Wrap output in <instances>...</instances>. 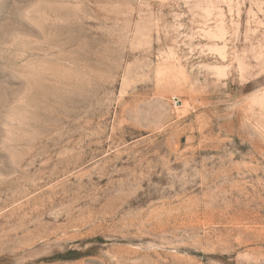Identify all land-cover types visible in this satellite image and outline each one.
Segmentation results:
<instances>
[{
  "label": "rangeland",
  "instance_id": "obj_1",
  "mask_svg": "<svg viewBox=\"0 0 264 264\" xmlns=\"http://www.w3.org/2000/svg\"><path fill=\"white\" fill-rule=\"evenodd\" d=\"M0 264H264V0H0Z\"/></svg>",
  "mask_w": 264,
  "mask_h": 264
}]
</instances>
